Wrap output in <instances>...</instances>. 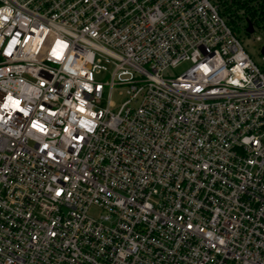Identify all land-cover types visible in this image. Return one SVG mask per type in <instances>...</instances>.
Listing matches in <instances>:
<instances>
[{
    "label": "built area",
    "instance_id": "built-area-1",
    "mask_svg": "<svg viewBox=\"0 0 264 264\" xmlns=\"http://www.w3.org/2000/svg\"><path fill=\"white\" fill-rule=\"evenodd\" d=\"M236 1L0 0V264H264V67L236 31L264 63V0Z\"/></svg>",
    "mask_w": 264,
    "mask_h": 264
},
{
    "label": "rangeland",
    "instance_id": "rangeland-1",
    "mask_svg": "<svg viewBox=\"0 0 264 264\" xmlns=\"http://www.w3.org/2000/svg\"><path fill=\"white\" fill-rule=\"evenodd\" d=\"M237 33L239 34V37L242 41V44L244 48H246L247 52L251 56L252 60L259 64L261 67H264L263 63V55H262V43L260 41H255L253 37H251L248 33L245 32L241 27L236 29ZM190 67L189 62H184L180 64V67L176 69H169L165 72V76L168 77H175L177 75H180L182 72L187 70ZM107 78V77H106ZM104 78V79H106ZM121 89V87H120ZM120 89H116L113 95V101L115 103V106L113 107L114 111H118L121 104L127 99L125 95H119ZM138 104H134V107H136ZM94 214H97L96 211H93Z\"/></svg>",
    "mask_w": 264,
    "mask_h": 264
},
{
    "label": "trees",
    "instance_id": "trees-1",
    "mask_svg": "<svg viewBox=\"0 0 264 264\" xmlns=\"http://www.w3.org/2000/svg\"><path fill=\"white\" fill-rule=\"evenodd\" d=\"M237 2V6L234 7V9H230L231 12V17L233 18V22L236 20H240L242 19V11L247 10L244 5L241 4V2H239L238 0ZM262 15L264 16V10L262 11Z\"/></svg>",
    "mask_w": 264,
    "mask_h": 264
},
{
    "label": "water",
    "instance_id": "water-1",
    "mask_svg": "<svg viewBox=\"0 0 264 264\" xmlns=\"http://www.w3.org/2000/svg\"><path fill=\"white\" fill-rule=\"evenodd\" d=\"M248 32H249V33H253V26H252V24L249 25V27H248Z\"/></svg>",
    "mask_w": 264,
    "mask_h": 264
}]
</instances>
